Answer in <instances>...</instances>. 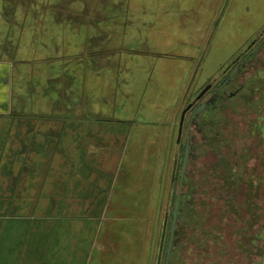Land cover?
Instances as JSON below:
<instances>
[{"label": "rangeland", "instance_id": "1", "mask_svg": "<svg viewBox=\"0 0 264 264\" xmlns=\"http://www.w3.org/2000/svg\"><path fill=\"white\" fill-rule=\"evenodd\" d=\"M263 29L264 0H0V57L13 65L14 103L29 105L30 76L47 69L60 78L62 99L67 97L68 104L78 107L77 96L85 98L84 118L131 119L132 135L144 140L138 142L137 165L127 168L134 175L130 184L142 182L147 194L149 188V198L131 205L137 201L135 192L126 191L119 199L125 205L110 207L109 215L128 221L118 220L108 236L99 238L90 264H264V233L259 234L255 260L249 246L256 243L248 238L254 223L264 231V201L255 197L256 221L247 220L249 228L240 221L232 223L237 218L229 215L232 234L222 241L214 238L208 247L203 236L207 186L199 177L192 194L199 220L194 229L180 225L177 238L174 229L167 253L177 193L176 182L171 181L178 108L196 86L217 73L231 55L242 52ZM263 39L264 35L250 51ZM256 59L264 61V49H258ZM199 62L192 82L190 75ZM50 86L49 93L58 96L60 85L53 80ZM43 92L37 88V93ZM142 150L149 151V160L143 159ZM199 159L197 165H203ZM126 173L121 170V177ZM153 180L158 181L162 206L150 198ZM180 191L189 193L187 187ZM108 223L106 219L103 225ZM220 241L230 254L215 251Z\"/></svg>", "mask_w": 264, "mask_h": 264}, {"label": "crops", "instance_id": "2", "mask_svg": "<svg viewBox=\"0 0 264 264\" xmlns=\"http://www.w3.org/2000/svg\"><path fill=\"white\" fill-rule=\"evenodd\" d=\"M12 66L0 57V264H90L99 238L128 221L109 215L110 207L125 205L119 199L126 191L135 192L131 205L149 198L142 182L130 184L127 168L137 165L144 140L132 135L131 119L84 118L85 98L68 104L60 78L47 69L31 74L29 105L14 103ZM53 80L58 96L49 93ZM153 181L150 198L157 201Z\"/></svg>", "mask_w": 264, "mask_h": 264}, {"label": "flooded vegetation", "instance_id": "3", "mask_svg": "<svg viewBox=\"0 0 264 264\" xmlns=\"http://www.w3.org/2000/svg\"><path fill=\"white\" fill-rule=\"evenodd\" d=\"M263 35L264 29L242 52L231 55L217 73L196 86L190 98L178 108L173 140L175 176L171 181L176 182L174 206L178 205L174 238L180 225L189 224L194 229L199 220L192 197L197 177L207 186V221L203 236L208 247L213 246L214 238L222 241L223 236L232 234L227 226L229 215L234 220L237 218L236 222L232 219V223L240 221L242 227L249 228L247 220L256 221L253 211L258 199L255 197L264 201V61L256 59V55L258 49H264V39L250 50ZM200 66L201 62L195 64L190 75L192 82ZM195 149L197 154L204 151L205 155L191 154ZM198 159L200 162L203 159L204 164L197 165ZM184 187L189 192L186 196L180 191ZM256 224L251 226L248 237L251 244L256 243L249 246L254 249V260L259 256L255 254L259 249V234L264 233ZM221 241L214 247L215 251L230 254L229 247ZM234 258L239 259V256Z\"/></svg>", "mask_w": 264, "mask_h": 264}, {"label": "water", "instance_id": "4", "mask_svg": "<svg viewBox=\"0 0 264 264\" xmlns=\"http://www.w3.org/2000/svg\"><path fill=\"white\" fill-rule=\"evenodd\" d=\"M186 156L187 155L185 153L184 163L186 162ZM177 210H178V205L176 203L175 206L173 207L172 216H171L170 231H169V242H168L167 253L170 252V248L172 246V241L171 240H172L173 234H174V228H175V220H176Z\"/></svg>", "mask_w": 264, "mask_h": 264}]
</instances>
